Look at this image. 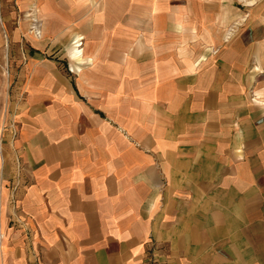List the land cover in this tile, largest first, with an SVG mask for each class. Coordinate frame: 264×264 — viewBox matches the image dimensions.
Wrapping results in <instances>:
<instances>
[{"label":"crops","instance_id":"crops-1","mask_svg":"<svg viewBox=\"0 0 264 264\" xmlns=\"http://www.w3.org/2000/svg\"><path fill=\"white\" fill-rule=\"evenodd\" d=\"M33 1L0 34V264H264V8L189 39L186 7Z\"/></svg>","mask_w":264,"mask_h":264},{"label":"rangeland","instance_id":"rangeland-1","mask_svg":"<svg viewBox=\"0 0 264 264\" xmlns=\"http://www.w3.org/2000/svg\"><path fill=\"white\" fill-rule=\"evenodd\" d=\"M29 1L31 0H24V2L26 3H29ZM77 3L79 4L78 8H80L81 10L88 9V11H91L92 14H95L98 8L104 7L107 9L104 11H107L111 15H115L117 12H119V10L123 11L124 14H127L129 13L130 9L137 6V3H140V6L142 8H144V6L147 8H152L155 6V4L158 3L159 6L166 11H174L186 7L190 9L187 18L190 19L192 24H194L193 27H189L190 30L187 33L189 39H195V37H192V35H195V24H197V29L201 32H204V34H208L206 31L212 33L213 30L214 33L222 32V34H224V37H229L232 33H234V31L237 30L236 26L233 25V23V27L223 24H226L229 13H232L233 11L238 13L244 9L254 10L261 7L264 8V0H81L77 1ZM114 3L118 4V6H113ZM21 9V0H0V34L1 37L3 36V39L5 41L10 40V30H18L20 23H23L25 21H27L28 23L29 33H31L34 37L39 35L37 29L35 28V25L40 24L41 21L38 20L35 16L36 8L34 1L33 3L29 4L28 11L23 12L21 11ZM201 21H203V26L201 24ZM235 23L236 25L238 24V22ZM243 34H245V36L248 35V31H246L245 33L243 32ZM82 38V36L79 37L80 43H82ZM73 41H71V43L67 45L66 48H68L69 46L71 48L74 45ZM79 48H81V44ZM9 52L10 49L8 50L6 47L4 53L5 58H8L10 56ZM67 69H70L69 65H67ZM5 70L8 71V75H5ZM3 71L5 77H9V85L7 88L8 90H10L11 71L7 63L4 65ZM7 96L9 97L8 94ZM13 148V145L9 147V149L11 150ZM18 162L19 161H17L16 158L13 159L12 166L16 173H18V169L20 167L19 165L17 166Z\"/></svg>","mask_w":264,"mask_h":264},{"label":"built area","instance_id":"built-area-1","mask_svg":"<svg viewBox=\"0 0 264 264\" xmlns=\"http://www.w3.org/2000/svg\"><path fill=\"white\" fill-rule=\"evenodd\" d=\"M5 75H8L7 70H5ZM15 135H16V126L13 120L4 122V124L1 127V137L6 136L7 140L9 142H12L14 140ZM0 140L2 141V138ZM16 160L18 161L17 157Z\"/></svg>","mask_w":264,"mask_h":264}]
</instances>
